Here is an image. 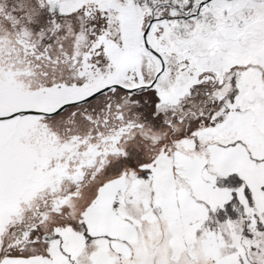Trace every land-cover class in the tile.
I'll return each instance as SVG.
<instances>
[{
	"label": "snow or ice",
	"instance_id": "snow-or-ice-1",
	"mask_svg": "<svg viewBox=\"0 0 264 264\" xmlns=\"http://www.w3.org/2000/svg\"><path fill=\"white\" fill-rule=\"evenodd\" d=\"M0 264H264V0H0Z\"/></svg>",
	"mask_w": 264,
	"mask_h": 264
}]
</instances>
